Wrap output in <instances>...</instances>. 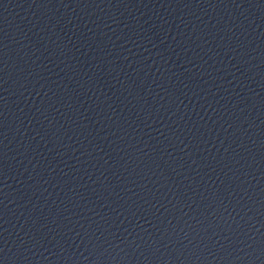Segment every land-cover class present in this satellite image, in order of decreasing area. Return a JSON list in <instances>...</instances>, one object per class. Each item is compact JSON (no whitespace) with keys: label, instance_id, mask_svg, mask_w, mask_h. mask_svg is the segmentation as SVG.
I'll return each instance as SVG.
<instances>
[{"label":"water","instance_id":"1","mask_svg":"<svg viewBox=\"0 0 264 264\" xmlns=\"http://www.w3.org/2000/svg\"><path fill=\"white\" fill-rule=\"evenodd\" d=\"M0 264H264V0H0Z\"/></svg>","mask_w":264,"mask_h":264}]
</instances>
